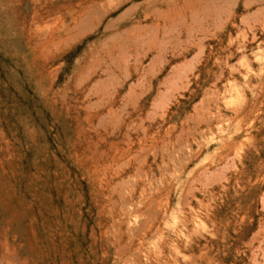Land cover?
I'll return each mask as SVG.
<instances>
[{
  "label": "rangeland",
  "instance_id": "374dc122",
  "mask_svg": "<svg viewBox=\"0 0 264 264\" xmlns=\"http://www.w3.org/2000/svg\"><path fill=\"white\" fill-rule=\"evenodd\" d=\"M0 264H264V0H0Z\"/></svg>",
  "mask_w": 264,
  "mask_h": 264
},
{
  "label": "bare ground",
  "instance_id": "6f19581e",
  "mask_svg": "<svg viewBox=\"0 0 264 264\" xmlns=\"http://www.w3.org/2000/svg\"><path fill=\"white\" fill-rule=\"evenodd\" d=\"M198 1H200V0H198ZM199 3V2H198ZM88 6V5H87ZM94 6V5H93ZM90 7V6H89ZM89 11V10H88ZM86 12H87V10H86ZM90 12H91V10H90ZM90 12H87V13H90ZM92 13V12H91ZM196 14V13H195ZM88 17V16H87ZM86 16H83V14L82 15H79V19L81 20V23H83L84 24V22L85 21H88V19H86L87 18ZM145 17V16H144ZM148 17V16H147ZM102 19V18H101ZM165 19V18H164ZM120 20H122V19H120ZM119 20V21H120ZM165 21V20H164ZM167 21V20H166ZM170 26V25H169ZM143 26H141V27H139L138 29H142V30H145V28H142ZM157 27V26H156ZM74 29H75V27H74ZM151 29V28H150ZM155 30H157V29H155ZM152 32V31H151ZM157 32H158V30H157ZM129 34V33H128ZM158 34V33H157ZM154 35H156V34H154ZM146 36V35H145ZM156 38V37H155ZM155 43V42H154ZM145 45V44H144ZM150 50V49H149ZM148 51V50H147ZM122 53V52H121ZM165 53V52H164ZM157 58V57H156Z\"/></svg>",
  "mask_w": 264,
  "mask_h": 264
}]
</instances>
